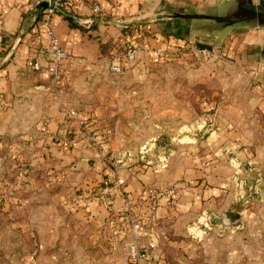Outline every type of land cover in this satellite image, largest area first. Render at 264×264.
<instances>
[{"label":"rangeland","instance_id":"rangeland-1","mask_svg":"<svg viewBox=\"0 0 264 264\" xmlns=\"http://www.w3.org/2000/svg\"><path fill=\"white\" fill-rule=\"evenodd\" d=\"M184 1L142 0L110 17L182 11ZM180 23L166 31L174 37L160 35L154 22L133 27L137 33L127 34L129 41L120 30L104 31L98 36L103 56L90 62L74 55L79 60L58 84L48 82L45 94L30 91L32 105L54 106L78 127L79 139L66 137L90 152L71 154L74 145L63 157L56 154L55 141H44L39 129L56 119L35 106L25 130L0 132V264H129L123 212L114 215L116 228L97 226L86 211L88 197L80 196L83 204L73 199L88 188L82 181L63 183L55 159L70 165L79 159V171L87 180L100 174L101 184L134 178L141 194L173 188L174 198H160L155 218L147 221L146 208H133L159 234L161 264H264V61L256 51L264 31L234 28L218 37L188 34ZM138 41L143 49L180 51L165 58L142 52L112 73L110 58ZM70 109L87 122L97 144L86 141ZM149 264H157L155 257Z\"/></svg>","mask_w":264,"mask_h":264},{"label":"crops","instance_id":"crops-1","mask_svg":"<svg viewBox=\"0 0 264 264\" xmlns=\"http://www.w3.org/2000/svg\"><path fill=\"white\" fill-rule=\"evenodd\" d=\"M138 1L142 2V0H103L101 5L104 13L99 17L93 15L90 5L86 0H79L71 3L69 6L63 8L55 18V31L61 47L69 54L81 56L84 60L90 62L96 61L99 57L103 56L100 37H98L99 34H104V31H106L113 35L114 31L116 33L118 32L117 30H120L121 37H125V40L129 41L130 38L127 37H129L131 33H137V31L133 30V27H138L142 24H150L138 23L123 27L117 25L115 21H128L137 16L134 14L125 18L110 17L111 15H116L118 11L121 12L122 9L123 11L130 10L133 7L132 3ZM214 1L217 0H202V2H190L185 0L184 2L199 7L202 4ZM44 6L45 3L39 0H0V132L15 133L25 130L31 121L29 118L33 116L31 110L32 106H35V108L42 113L52 112L56 119L55 121L52 120L50 123L48 134H42L40 132L44 137V141L45 136L46 138L47 136L50 137L51 142L52 139L55 141L57 147H53L52 150H54L56 154H59V156H62L64 152L62 150H67L68 146L73 147L75 145L71 150V154L76 153L82 155V151L90 152V149L85 148V146L82 147V142L73 143L74 141H71L70 143V137L69 139L66 137V134H75V137L77 136L79 139L80 131L78 127L75 124H71L70 121H67L65 119V114L60 112L59 109H54V106L48 108V106H45V102H42L39 106L32 105V99L35 96L30 91H35L37 94H45V89H48V82H51L49 78L35 72L27 65V61L32 58H37L41 62L44 60L43 55L39 53V49L42 48L47 41L43 33L42 10ZM32 21H34L32 27L22 35V28L25 24H31ZM154 25L155 28L158 26L159 28L161 27L160 29L157 28L160 35L174 37L171 33L172 30L167 33L166 31H168V29L170 31V27L176 25L175 22L173 24L169 21H159L154 22ZM140 39L148 41L149 43L160 42L159 39H152L146 36ZM138 42H133L130 45L147 47L145 43L142 44V42ZM153 44L156 46L161 45ZM34 75L36 76L35 82L31 77ZM33 130L36 129L33 128ZM50 132H52L53 135H49ZM72 140L75 139L73 138ZM59 149H61V151ZM30 159L31 162L34 163V160L32 158ZM65 161V159H62V161L60 159H55V162H52V164L59 169V172L55 171V173L57 177L58 175L59 177L61 176L63 183L66 180H73V183L78 185L77 181H79V183L82 181V188H88L89 192H80V195L77 196L78 198H74L75 196H73V199L77 200L76 203L80 202L83 204L82 199H85L86 196L88 197L86 200V211L88 217L90 216V220L97 226L109 228L106 220L112 214L123 212L125 199L130 197L137 200L142 195L141 192H139L140 183L134 178H131L124 183L120 192L109 197L107 204H103L98 199L102 188L100 174H96V178H91L92 180H87V176L85 177V174L79 171V165L82 164V161L75 159L71 165L70 162ZM64 163L70 165V167L63 166L65 165ZM30 173L33 174L32 171H30ZM34 178L36 177L31 175L30 182L32 185L38 186V179H35L34 183ZM68 194L72 195L71 193ZM60 195L65 196L67 194L64 192ZM156 250L157 249H154V252H150L149 259L155 257L157 264H161L163 260L160 259Z\"/></svg>","mask_w":264,"mask_h":264},{"label":"built area","instance_id":"built-area-1","mask_svg":"<svg viewBox=\"0 0 264 264\" xmlns=\"http://www.w3.org/2000/svg\"><path fill=\"white\" fill-rule=\"evenodd\" d=\"M45 3L42 10L43 20V33L46 37V44L39 49V53L43 55L44 60L41 62L37 58H32L27 61V65L35 72L49 78L54 84H58L62 78V75L67 71L68 65L74 61L79 60L74 55L66 52L60 45L59 38L55 31V18L60 11L69 6L71 3L79 0H39ZM91 8L93 15L98 16L102 14V0H86ZM180 51L176 49L167 50L164 47L155 48H141L139 46L130 45L123 52L116 53L110 58L109 70L112 73H118L122 70V65L125 62H133L138 59L142 52H153L158 58H165L169 54ZM195 52L202 54L208 53L206 49H196ZM69 116L76 118L79 125L84 129V136L88 143L97 144L95 133L88 126L84 119L78 117V114L74 109L68 110ZM50 120L46 119L39 127L42 134L49 132ZM60 141V139H59ZM97 155H99L97 153ZM124 179L116 177L114 180L105 179L102 182V188L98 199L101 203L107 204L109 197L116 195V193L122 190L124 185ZM174 189L165 188L163 192H157L154 189H147L143 194L134 200L127 197L124 202V210L122 219L123 222V233L129 234L130 238L125 245V252L129 264H149V255L154 249L157 248L159 242V234L148 228L147 222L141 220V217L137 216L134 211V206H143L148 211L147 221L155 218L160 198L170 200L174 198ZM112 214L106 220L108 227H115L117 225V216ZM142 238H145L142 242Z\"/></svg>","mask_w":264,"mask_h":264},{"label":"water","instance_id":"water-1","mask_svg":"<svg viewBox=\"0 0 264 264\" xmlns=\"http://www.w3.org/2000/svg\"><path fill=\"white\" fill-rule=\"evenodd\" d=\"M180 7L182 11H173L169 7L132 20H117L115 23L126 27L146 22L187 21L186 24H178L180 23L183 29L187 28L185 31L188 34L201 33L218 37L224 36L234 28H259L264 31V0H217L199 7L187 3L181 4ZM33 22L22 28V35L28 30V26L32 27ZM256 51L264 61V43Z\"/></svg>","mask_w":264,"mask_h":264},{"label":"trees","instance_id":"trees-1","mask_svg":"<svg viewBox=\"0 0 264 264\" xmlns=\"http://www.w3.org/2000/svg\"><path fill=\"white\" fill-rule=\"evenodd\" d=\"M25 23V22H24ZM25 25H29V24H25ZM27 29H29V28H27Z\"/></svg>","mask_w":264,"mask_h":264},{"label":"flooded vegetation","instance_id":"flooded-vegetation-1","mask_svg":"<svg viewBox=\"0 0 264 264\" xmlns=\"http://www.w3.org/2000/svg\"><path fill=\"white\" fill-rule=\"evenodd\" d=\"M176 25H178V24L176 23Z\"/></svg>","mask_w":264,"mask_h":264}]
</instances>
